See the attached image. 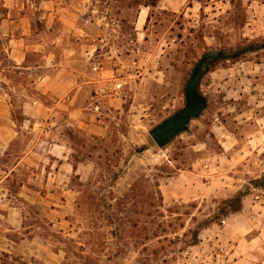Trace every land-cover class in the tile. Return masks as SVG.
Masks as SVG:
<instances>
[{"label":"rangeland","instance_id":"rangeland-1","mask_svg":"<svg viewBox=\"0 0 264 264\" xmlns=\"http://www.w3.org/2000/svg\"><path fill=\"white\" fill-rule=\"evenodd\" d=\"M17 26L46 46L88 42V69L126 84L100 122H54L67 160L21 159L36 136L15 122L0 153V264H264V0L0 1V39ZM209 51L232 58L210 62L206 108L159 148L148 131L183 106Z\"/></svg>","mask_w":264,"mask_h":264},{"label":"crops","instance_id":"crops-1","mask_svg":"<svg viewBox=\"0 0 264 264\" xmlns=\"http://www.w3.org/2000/svg\"><path fill=\"white\" fill-rule=\"evenodd\" d=\"M9 19L4 16L1 21L11 22ZM9 27L0 39V153H5L19 132L15 122H21L19 127H27L36 136L22 151L25 155L21 159L37 154L34 148H39L46 149L55 160H67L70 149L65 140L52 136L57 130L54 122H100L92 95L97 73L86 66L91 62V45L83 40L78 47L70 41L69 34L62 33L46 46L28 41L25 35H29V30L16 32L18 26L14 30ZM78 53L84 59V68L77 67ZM31 56L38 60L32 61ZM23 70L27 71L30 84L19 78ZM109 102L112 101L100 106Z\"/></svg>","mask_w":264,"mask_h":264},{"label":"water","instance_id":"water-1","mask_svg":"<svg viewBox=\"0 0 264 264\" xmlns=\"http://www.w3.org/2000/svg\"><path fill=\"white\" fill-rule=\"evenodd\" d=\"M225 58H232V55H219L218 51H209L196 60L183 89V106L148 131L152 141L159 148L165 147L178 134L188 131L190 121L198 118L206 108L207 99L198 89L200 78L213 59Z\"/></svg>","mask_w":264,"mask_h":264},{"label":"built area","instance_id":"built-area-1","mask_svg":"<svg viewBox=\"0 0 264 264\" xmlns=\"http://www.w3.org/2000/svg\"><path fill=\"white\" fill-rule=\"evenodd\" d=\"M102 69V65L100 62L93 63L92 70L98 75L96 79L97 85L92 90V95L94 98L93 109L98 111L100 109V105L107 101H115L120 98L122 95V90L125 81L120 79L119 76H115L113 73L109 78H104L103 74L100 72ZM132 75H129V78Z\"/></svg>","mask_w":264,"mask_h":264},{"label":"trees","instance_id":"trees-1","mask_svg":"<svg viewBox=\"0 0 264 264\" xmlns=\"http://www.w3.org/2000/svg\"><path fill=\"white\" fill-rule=\"evenodd\" d=\"M0 1H1V5H2L4 0H0ZM6 11H7V10H6ZM195 236H196V235H195Z\"/></svg>","mask_w":264,"mask_h":264}]
</instances>
